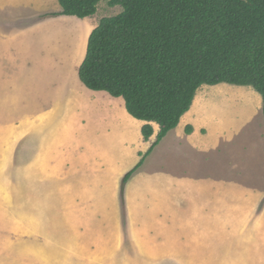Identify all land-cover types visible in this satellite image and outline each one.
Here are the masks:
<instances>
[{"label": "rangeland", "instance_id": "374dc122", "mask_svg": "<svg viewBox=\"0 0 264 264\" xmlns=\"http://www.w3.org/2000/svg\"><path fill=\"white\" fill-rule=\"evenodd\" d=\"M43 7L61 9L58 0L44 5L43 0H8V7L4 4L0 10L9 17L8 21L0 17V50L8 49V56L6 52L3 59L0 56V97L6 118L12 120L25 111L49 112L68 72L80 81L78 67L86 54L89 30L103 17L123 11L122 5L111 6L108 0H101L96 13L83 18L46 17L49 13L39 14ZM2 78L8 83H1ZM247 91L259 99L258 111L239 95ZM107 94L118 98L115 104L126 111L123 97ZM100 101L86 115L90 120L78 139L93 138L106 161L113 163L106 177L68 171L66 166L74 163L63 162L58 164L60 175L45 178L43 166L32 164L35 138L30 145L13 147L10 160L0 163V245L8 257L17 254L21 237L28 235L35 237L28 245L36 250L56 246L58 264H66L60 255L72 250L76 256L83 255L79 251L105 255L77 257L73 264H264V115L259 92L224 82L201 85L183 124L181 118L123 190L125 173L140 162L155 136L136 145L142 137L139 129L132 143L135 160L125 157L131 150L125 141L136 130L125 128L121 116ZM209 103L224 111L223 123L232 127L233 138H224L222 147L215 145L213 133L212 139L208 137ZM188 124L193 126L190 134L185 130ZM68 132L59 126L54 134L61 137ZM203 143L208 145L203 148ZM64 156L63 149L58 157ZM197 182L203 186L214 182L213 189L219 183H235L249 191L226 197L198 188ZM51 236L55 242L48 241Z\"/></svg>", "mask_w": 264, "mask_h": 264}, {"label": "trees", "instance_id": "16d2710c", "mask_svg": "<svg viewBox=\"0 0 264 264\" xmlns=\"http://www.w3.org/2000/svg\"><path fill=\"white\" fill-rule=\"evenodd\" d=\"M101 0H58L47 16L96 13ZM123 11L91 31L79 77L89 89L123 97L156 140L125 173L122 190L144 159L176 128L203 84L251 86L263 98L264 0H108ZM187 133L193 131L191 125Z\"/></svg>", "mask_w": 264, "mask_h": 264}, {"label": "crops", "instance_id": "0c3cea01", "mask_svg": "<svg viewBox=\"0 0 264 264\" xmlns=\"http://www.w3.org/2000/svg\"><path fill=\"white\" fill-rule=\"evenodd\" d=\"M45 2H50V0H43V5ZM4 4H6V6L8 7V0H0V10H4ZM60 10L61 9L54 8L55 12ZM54 11H49L47 7H43L39 11V14H41V12L50 13ZM0 12H2L0 14V17L4 16L6 18V21H8L9 19L8 13L4 14V11H0ZM93 29L89 30L87 34V38H89V35ZM5 52L7 53L8 56V49H6L5 51L3 46L0 50V56L2 59L5 57L4 56ZM2 64L3 61L1 60L0 65ZM79 67H78V74H79ZM80 81L77 79V77L72 71L71 72L69 71L68 74L64 77L63 83L60 84L59 86L61 88V91L58 97L56 98V101L52 104V108H51L53 109L52 111H50L51 109H49V112L44 111L43 113H39L36 115H32L27 111H25L23 115L17 117V119L15 120L10 119V116H8L9 118H6L7 112L5 111V107L2 105L4 103V99H3L4 97L2 96L0 97V131L2 132V138H0V163H5L10 160L13 147H19V146L21 147L24 142L25 145H30L29 141L32 138H35L36 140H38V142L35 141L33 143V146L35 147V151H34L35 157L33 158L32 164L34 167H39L41 165L43 166V173L45 178L60 175V172L58 170V164L63 162L74 163L73 167L66 166L68 168V171L80 169L82 173L88 172V174L92 178H95L99 173L102 174L101 178L106 177L107 175L106 170L107 169L111 170L112 169L111 166L113 163H109L106 161L105 156L102 155L100 149L98 148V145L94 142L93 138L90 139L84 138L83 142H81L80 139H78L82 137L83 135L82 132L87 128L85 124L86 120H90V118L86 115L91 114V111L94 108V106H97L99 103H101L100 100H103L104 104L108 106V109H110V111L112 110L115 112V115L119 117L121 116L120 119L122 121V124L125 125V128L136 130V133L135 134L132 133L133 135L128 139V141H125L126 145H128L129 148H131L130 152H128V154L125 155V157L130 156L132 158V161L135 160L134 156L132 155L133 153L132 143H134L133 139H137V136L139 135V129L141 131L142 126L146 122L142 120H141L142 122H138L137 120L132 118L133 116L131 117L133 119L132 121V119L128 117L129 116L128 111L126 110L127 111L126 112L125 110H122L123 109L122 107L115 104V100L118 98L111 99V97L107 94L106 91H96L89 89L88 87L87 89L84 86H82L81 84L82 81L81 82ZM1 83H8V81L2 78ZM68 88H70L72 91H69ZM219 89L223 90L225 88L220 87ZM239 95L242 97L245 96L244 98H246V100L250 104H252L254 110L258 111L259 99L255 97L254 92L247 91L245 93H239ZM208 110H209V120H210V129H209L208 137L212 139L210 135L211 133H213V139L215 145L217 146L221 144L224 138H228V140H231L233 137L229 129H231L232 127L230 125L229 126L224 125L223 123L225 118L224 111L216 110L215 106L212 105L211 103H209ZM262 110H263V98H262ZM124 112L126 113V115ZM72 124L77 127L75 128L72 127ZM152 124L154 127V136H155V139L153 140L154 142L156 140L160 128L157 123L153 122ZM182 124H183V118H182ZM139 125L141 126L139 127ZM189 125L190 124H188L187 126ZM59 126L68 129L69 132L67 134L64 133L61 137H57L54 134V132L57 128H59ZM5 132H8V134L6 135ZM96 132L99 131L96 130ZM139 137L140 138L136 145L142 144L143 140L146 141L143 138V135L142 137L139 135ZM152 143L149 145L146 152L148 151ZM203 144H204L203 148L208 145V143H203ZM63 149L65 151L64 158L58 157L59 153L63 151ZM63 154L61 153L60 155L62 156ZM237 185L238 184L235 183H230V184L219 183L220 187H218L217 189H213L215 188L214 182H211V185H204V186L201 185L199 182H197L198 188L202 186V188L205 189V191L207 192L213 189V192H216L214 194L223 193L226 195V197L230 195L232 192H237L240 194L248 193L249 189L247 188L238 189ZM225 186H228V188H226ZM225 222H227L225 224L227 225L228 219H226ZM22 225L24 227L25 226L27 227V224H21L20 227ZM24 233H26V230H24ZM21 238L23 239V245L18 246L17 254L12 255L11 258L10 256L9 257L7 256L8 252L5 251V247L0 245V250H1L0 264H58L59 256L56 250V246L51 247L49 249L36 250V248L28 245V244L31 245L32 243L30 239H35L34 236L23 235ZM2 240L3 238L0 237V243H2ZM73 240H74L73 238H67L66 242L73 243ZM48 241L55 242L56 240H54L53 237L51 236ZM62 253L64 255H60V256H65L66 264H68L69 262L70 264H73L74 258L77 257L94 258V259H98L99 255H103L105 257V255L102 254L101 252L86 254L83 251H79L80 254H83L81 256H76L73 250L70 252L66 251L65 253L64 252ZM98 263L99 262H94V264H98Z\"/></svg>", "mask_w": 264, "mask_h": 264}]
</instances>
